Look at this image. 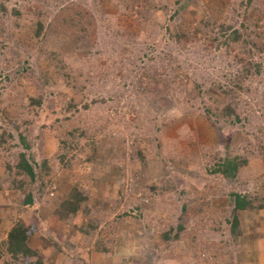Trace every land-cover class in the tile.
<instances>
[{
  "label": "rangeland",
  "instance_id": "rangeland-1",
  "mask_svg": "<svg viewBox=\"0 0 264 264\" xmlns=\"http://www.w3.org/2000/svg\"><path fill=\"white\" fill-rule=\"evenodd\" d=\"M0 264H264V0H0Z\"/></svg>",
  "mask_w": 264,
  "mask_h": 264
},
{
  "label": "trees",
  "instance_id": "trees-1",
  "mask_svg": "<svg viewBox=\"0 0 264 264\" xmlns=\"http://www.w3.org/2000/svg\"><path fill=\"white\" fill-rule=\"evenodd\" d=\"M227 109V106L225 107ZM224 108V109H225ZM234 159H226L225 162H223L219 166V172H221L223 175L230 176L233 175L237 167L239 166V163H236ZM18 167L23 170V172L30 177V179H34L35 177V171L34 168L31 166V164L28 162V160L25 158L24 155L21 156V159L18 163ZM233 198V208L231 210V225L230 230L235 235L239 232V218L237 215V212L239 210H245L249 209L252 205V202L249 200V198L246 195L239 194V193H232ZM32 202L31 194L28 195L27 199L25 200V203L29 204ZM77 209V205L70 204L69 212H75ZM28 230L27 227L22 223L19 222L16 225L12 226L11 229L8 232V242H7V249L9 253L13 255H31L33 254V250L27 245L26 239Z\"/></svg>",
  "mask_w": 264,
  "mask_h": 264
}]
</instances>
